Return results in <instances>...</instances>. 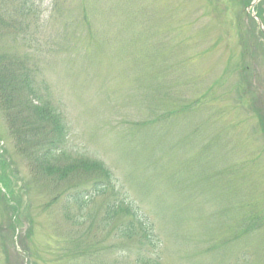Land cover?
I'll list each match as a JSON object with an SVG mask.
<instances>
[{"label":"rangeland","instance_id":"1","mask_svg":"<svg viewBox=\"0 0 264 264\" xmlns=\"http://www.w3.org/2000/svg\"><path fill=\"white\" fill-rule=\"evenodd\" d=\"M252 1L0 0L3 64L66 131L52 175L0 104V264H264Z\"/></svg>","mask_w":264,"mask_h":264},{"label":"trees","instance_id":"2","mask_svg":"<svg viewBox=\"0 0 264 264\" xmlns=\"http://www.w3.org/2000/svg\"><path fill=\"white\" fill-rule=\"evenodd\" d=\"M261 14L262 11L258 9V16L261 17ZM4 57V55L2 57L0 56V104L5 106L4 110H6V112L14 111V113L7 112L9 115L7 117L8 124L12 131H15L13 134L16 139L17 134L24 133V144H33L36 159L41 160L44 158L49 161L41 165L40 168H47L50 174L54 175L57 169L56 166H54L56 164H53L52 160L53 156L60 153L63 149L61 147L64 146V141L66 140L65 124L59 118V113L56 109L49 108L47 104L43 102L45 100L34 86L33 80H35V76H32L33 71L26 70L24 67L26 61L19 58L16 62V70L11 71L8 66L3 64L9 60ZM15 58L14 56L13 60ZM258 119L259 124L261 123V130H264V124L261 121H264V117H258ZM48 128H51L56 133L57 138L55 140L36 139L35 136L32 137V132L38 131L44 133ZM100 190L101 192L105 190L102 184ZM13 212L17 211L13 209ZM136 219L138 221L139 218L134 217L135 222ZM129 222H131L133 231V221ZM142 230L144 229L142 228ZM125 233H129V228L125 230Z\"/></svg>","mask_w":264,"mask_h":264}]
</instances>
